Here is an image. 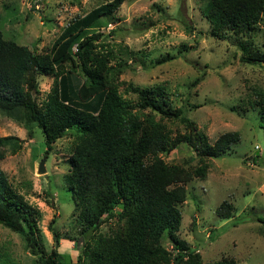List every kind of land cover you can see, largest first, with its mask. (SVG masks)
Returning <instances> with one entry per match:
<instances>
[{
	"label": "trees",
	"instance_id": "1",
	"mask_svg": "<svg viewBox=\"0 0 264 264\" xmlns=\"http://www.w3.org/2000/svg\"><path fill=\"white\" fill-rule=\"evenodd\" d=\"M123 1L111 0L75 18L44 52L5 38L0 29V113L22 123L30 136L38 126L45 155L67 129H76L63 179L72 194V218L81 236L75 240L80 249L78 262L237 264L230 255L203 261L178 232L179 206L186 199L184 185L205 179L210 159L229 150L239 134L225 131L210 142L185 114L184 105L170 106L163 85H130L134 100L119 92L121 49L97 42L101 31L82 33L101 19L111 22ZM200 12L212 37L245 36L237 42L241 61L264 62V54L253 50L251 38L264 12V0H206ZM170 58L155 61L161 64ZM47 75L53 77L52 83L40 99V77ZM245 102L264 118V90L253 89ZM172 122L181 123L183 132L172 134L168 125ZM10 140L11 136H0V160ZM179 144L196 154L195 165L167 163L161 158ZM19 148L20 144H13L10 152ZM231 208L223 200L216 211L228 217ZM38 216V208L12 187L0 168V225L23 235L31 253H39V264H61L58 251L52 248L45 253L36 238ZM55 221H50L49 229L57 240ZM104 223L107 230L102 232ZM164 238L170 250L163 246Z\"/></svg>",
	"mask_w": 264,
	"mask_h": 264
},
{
	"label": "rangeland",
	"instance_id": "2",
	"mask_svg": "<svg viewBox=\"0 0 264 264\" xmlns=\"http://www.w3.org/2000/svg\"><path fill=\"white\" fill-rule=\"evenodd\" d=\"M109 1L0 0V29L5 38L36 52L48 51L72 20ZM205 1L124 0L111 22L101 19L82 34L101 31L97 42L121 49L118 79L123 96L134 100L130 85H163L170 106L184 105L185 114L210 142L225 131L238 132L239 140L229 150L210 159L205 179L184 185L178 235L203 261L230 255L237 264H264V118L245 102L253 89L264 90V64L241 61L237 42L245 36L219 40L209 34V24L200 12ZM251 38L253 50L264 54V12ZM163 56L171 58L157 64L155 60ZM111 64L116 65L114 60ZM198 77L200 81L192 85ZM40 78L41 99L53 77ZM168 125L172 134L184 130L179 122ZM31 133L0 113V136H11L0 168L12 187L38 208L35 234L45 253L55 248L61 264H86L77 261L75 240L81 236L72 218V194L63 179L76 129H67L47 155L41 129L35 125ZM13 144H20L15 153L10 152ZM161 158L185 165L197 161L183 144ZM223 200L232 206L228 217L216 211ZM53 218L57 240L49 229ZM99 230L106 231L107 223ZM163 246L171 249L165 238ZM38 256L31 253L23 235L0 225V264H39Z\"/></svg>",
	"mask_w": 264,
	"mask_h": 264
},
{
	"label": "water",
	"instance_id": "3",
	"mask_svg": "<svg viewBox=\"0 0 264 264\" xmlns=\"http://www.w3.org/2000/svg\"><path fill=\"white\" fill-rule=\"evenodd\" d=\"M264 64V62H261ZM38 172H44V165H43V161L39 162V166H38Z\"/></svg>",
	"mask_w": 264,
	"mask_h": 264
}]
</instances>
